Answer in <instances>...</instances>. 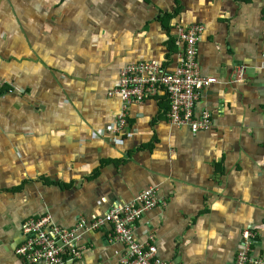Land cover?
<instances>
[{"label": "crops", "instance_id": "crops-1", "mask_svg": "<svg viewBox=\"0 0 264 264\" xmlns=\"http://www.w3.org/2000/svg\"><path fill=\"white\" fill-rule=\"evenodd\" d=\"M175 12L166 30L160 17ZM177 25L204 27L199 64L217 82L196 113L213 127L170 123L160 98L108 131L119 71L173 72ZM0 85V264H30L16 254L28 218L71 228L147 189L160 202L134 235H152L163 261L232 264L254 226L264 261V0H0ZM110 232L79 230L84 249L65 264H121Z\"/></svg>", "mask_w": 264, "mask_h": 264}, {"label": "built area", "instance_id": "built-area-1", "mask_svg": "<svg viewBox=\"0 0 264 264\" xmlns=\"http://www.w3.org/2000/svg\"><path fill=\"white\" fill-rule=\"evenodd\" d=\"M200 25L175 27L176 44L181 48L180 62L173 72L165 71L156 62L131 64L121 69L118 85L109 93L120 99L122 107L113 123L107 128L112 132L127 130L128 111L132 106L165 98L170 123L189 127L193 134L213 127L212 115L204 110L196 113L202 93L216 84V79L202 75L199 64V42L204 34ZM0 85V91H1ZM156 189L141 191L133 201L111 207L104 216L90 221L80 219L75 227L54 226L49 215L28 218L22 227L23 242L16 254L30 264H65L80 258L79 230L96 231L110 227V239L123 245L121 264H172L156 255L154 238L139 241L134 232L141 215L159 204ZM257 226L242 231V243L232 264H264L253 254V245L259 239Z\"/></svg>", "mask_w": 264, "mask_h": 264}, {"label": "trees", "instance_id": "trees-1", "mask_svg": "<svg viewBox=\"0 0 264 264\" xmlns=\"http://www.w3.org/2000/svg\"><path fill=\"white\" fill-rule=\"evenodd\" d=\"M177 12H178V10H177ZM175 15H176V12L174 14L164 13L160 17L163 28H165L166 30L169 29V23H170L171 19H173L175 17Z\"/></svg>", "mask_w": 264, "mask_h": 264}]
</instances>
